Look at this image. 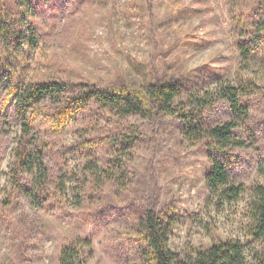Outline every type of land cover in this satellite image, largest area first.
<instances>
[{
  "label": "rangeland",
  "instance_id": "1",
  "mask_svg": "<svg viewBox=\"0 0 264 264\" xmlns=\"http://www.w3.org/2000/svg\"><path fill=\"white\" fill-rule=\"evenodd\" d=\"M35 3L29 19L39 33L37 44L15 49L8 63L0 54V202L9 198L7 205L0 204V264H57L61 247L76 237L92 241L87 264L137 263V214L149 207L170 223L168 245L176 252L191 253L228 237L244 240L246 198L217 204L205 184L211 164L203 147L184 138L171 116L121 119L137 125L141 137L129 149L114 152L107 146L90 150L80 145L79 132L93 134L89 112L75 113L52 137L47 129L51 115L39 110L33 130L50 140L53 183L47 201L32 205L15 191L9 175L20 133V122L12 114L13 94L8 95L16 81L59 78L132 89L171 81L186 93L234 83L239 69L264 86V67L239 68L229 0ZM49 105L53 111L55 106ZM211 112L212 118L223 115L219 105ZM102 116L98 127L107 132L112 116ZM253 116L261 126L264 109ZM254 132L247 146L231 149L228 166L232 178L248 184L264 182V125ZM89 160L98 163L97 186L83 167ZM59 181L61 189L55 191ZM245 254L256 264L248 246Z\"/></svg>",
  "mask_w": 264,
  "mask_h": 264
},
{
  "label": "trees",
  "instance_id": "2",
  "mask_svg": "<svg viewBox=\"0 0 264 264\" xmlns=\"http://www.w3.org/2000/svg\"><path fill=\"white\" fill-rule=\"evenodd\" d=\"M35 4V0H0V54L5 55L6 63L15 49L37 44L39 33L29 19L33 17ZM228 5L239 68L264 67V0H229ZM184 92L180 83L171 81L151 82L136 89L59 78L12 83L8 95L13 94L12 114L20 122L9 168L12 187L26 195L34 206L43 205L49 197L53 183L47 157L50 140L33 130L39 110L51 115L53 121L47 129L52 137L64 129L75 113L89 112L93 118L90 125L93 134L84 137L79 132V138L83 137L80 145L90 150L107 146L114 152L129 149L141 137L137 125L123 123L121 119L135 114L171 116L184 138L197 141L203 147L211 164L205 174V184L217 204L232 205L246 198V221L242 226L245 239L228 237L197 246L191 253L176 252L168 245L170 223L164 222L162 216L149 207L137 214L139 261L123 264H250L246 246L255 263L264 264V182L248 184L235 180L228 170L231 149L247 146V139L264 125V121L261 126L257 125L253 116L255 110L264 109V86L238 69L234 83L214 90ZM49 104L55 106L53 111L49 112ZM216 105L222 107L223 115L212 118L211 111ZM102 110L112 116L109 120L113 126L107 128V132L98 127L106 113ZM83 167L94 175L92 183L100 184V176L96 174L98 163L89 160ZM260 170H264L262 165ZM61 186L62 181L55 182V191H60ZM8 199L0 204L7 205ZM92 251L89 238L76 237L61 247L57 264H87Z\"/></svg>",
  "mask_w": 264,
  "mask_h": 264
}]
</instances>
